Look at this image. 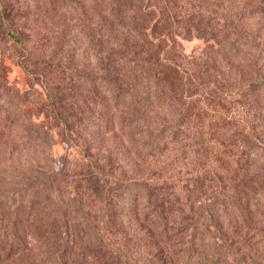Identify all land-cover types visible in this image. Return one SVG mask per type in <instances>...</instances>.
Listing matches in <instances>:
<instances>
[{
    "label": "trees",
    "instance_id": "trees-1",
    "mask_svg": "<svg viewBox=\"0 0 264 264\" xmlns=\"http://www.w3.org/2000/svg\"><path fill=\"white\" fill-rule=\"evenodd\" d=\"M9 41L45 98L3 66L0 264H264V0H0Z\"/></svg>",
    "mask_w": 264,
    "mask_h": 264
},
{
    "label": "rangeland",
    "instance_id": "rangeland-1",
    "mask_svg": "<svg viewBox=\"0 0 264 264\" xmlns=\"http://www.w3.org/2000/svg\"><path fill=\"white\" fill-rule=\"evenodd\" d=\"M71 2L69 3L71 7ZM48 9V8H47ZM51 13V12H50ZM58 15L62 20L69 21V13L64 8H58ZM28 26L25 33L18 34L25 41L29 43V51L34 55L38 53V50L42 49V45L45 40L40 39V37L48 34L49 30H56L58 28V20H56L53 13L46 16L43 10L38 11L36 18L34 16L30 17L28 20ZM179 49L182 51L184 56L191 57L201 53L206 45L203 39L194 37L192 39H184L181 36H177ZM9 49L10 53L14 54L15 48L12 41H9L7 45H0V71L3 66H6L8 70V77L11 83L19 87L20 89H33V93L40 98H45V87L43 79L40 77V81L33 77H28L24 69L16 64L10 55L3 50ZM235 74V72H234ZM236 74H238L236 72ZM31 110L36 108L35 106H30ZM34 112V110L32 111ZM36 119V116H35ZM39 122L48 121L52 127V144L53 150L58 155H63L67 148L63 143L60 136L56 133L55 121L51 118H47L44 113L41 112V116L38 120Z\"/></svg>",
    "mask_w": 264,
    "mask_h": 264
}]
</instances>
